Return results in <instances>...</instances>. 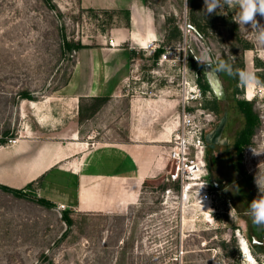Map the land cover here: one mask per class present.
Instances as JSON below:
<instances>
[{
  "label": "rangeland",
  "instance_id": "obj_1",
  "mask_svg": "<svg viewBox=\"0 0 264 264\" xmlns=\"http://www.w3.org/2000/svg\"><path fill=\"white\" fill-rule=\"evenodd\" d=\"M234 18L232 9L206 13L205 0H187L175 16L156 21L153 44H133L131 75L125 77L127 65L117 62L122 72L114 90L97 100L82 84L77 95L65 84L75 69L80 80L86 75L85 57L104 53L102 43L122 26L124 14L81 8L70 0H0V146L31 135L26 129L34 125L33 113L40 121V109H54L64 133L71 130L72 114L79 119L86 146L89 135L164 133L158 144L165 160L163 171L145 180L125 212L42 203L40 178L20 186L24 194L0 187V264H264V230L246 214L260 195L256 180L264 185V43L250 24L239 26ZM256 19L264 27V17ZM220 61L254 74L259 83L242 85L238 76L218 70ZM238 99L250 101L257 118L239 158L249 193L213 196L204 179L203 139L225 115L221 135L234 159L233 144L245 123ZM96 105L97 114L89 116ZM215 150L224 148L219 144Z\"/></svg>",
  "mask_w": 264,
  "mask_h": 264
},
{
  "label": "crops",
  "instance_id": "obj_2",
  "mask_svg": "<svg viewBox=\"0 0 264 264\" xmlns=\"http://www.w3.org/2000/svg\"><path fill=\"white\" fill-rule=\"evenodd\" d=\"M70 1L85 9L129 12V24L124 22L112 29L109 41L102 43L104 53L85 57L86 75L80 80L75 69L65 84L76 95L82 84L89 95L98 97L114 90L122 72L116 63L127 65L132 60L133 44H153L158 28L156 21L164 22L167 16H175L187 0ZM125 44L127 47L119 55L113 54V50ZM125 67L124 76H130L128 65ZM44 110H39L43 121H38L33 113L34 125L26 129L31 135L21 136L26 139L24 143L19 138L12 147L0 146V168L6 167L0 171V184L19 189L40 178L41 197L54 204L76 211L125 212L145 180L157 176L165 167L163 150L158 144L164 133L146 134L145 130L134 129L131 136L124 138H110L103 133L89 135L86 146L80 141L78 118L74 119L72 114L71 130L64 133L58 128L55 110ZM96 110L89 116H95ZM77 111L78 107L76 114ZM74 120L76 128H73ZM37 133L41 136H36ZM12 157L27 160L25 164H10Z\"/></svg>",
  "mask_w": 264,
  "mask_h": 264
},
{
  "label": "flooded vegetation",
  "instance_id": "obj_3",
  "mask_svg": "<svg viewBox=\"0 0 264 264\" xmlns=\"http://www.w3.org/2000/svg\"><path fill=\"white\" fill-rule=\"evenodd\" d=\"M220 122L203 139L205 150H203L202 161L206 166L205 182L211 188L210 191H213V196L222 195L226 197V190L230 194L247 195L249 193V185L240 164L238 151H235L236 154L233 159L228 149L229 141L221 135L223 126L219 127ZM219 144L224 150L216 152L215 149ZM228 199H232V197H228Z\"/></svg>",
  "mask_w": 264,
  "mask_h": 264
},
{
  "label": "clouds",
  "instance_id": "obj_4",
  "mask_svg": "<svg viewBox=\"0 0 264 264\" xmlns=\"http://www.w3.org/2000/svg\"><path fill=\"white\" fill-rule=\"evenodd\" d=\"M209 3L210 0H205L206 13H213L217 8L220 10L224 8L232 9L235 17L234 21L243 27L250 24L256 34V39L264 43V27L260 26L256 19L258 14L264 17V0H211V7H208ZM218 70H224L229 75L238 76L244 86L259 83L254 74L241 69L233 70L232 66L225 61H220ZM256 184L260 195L249 203L246 214L255 227L264 230V185L257 180Z\"/></svg>",
  "mask_w": 264,
  "mask_h": 264
},
{
  "label": "trees",
  "instance_id": "obj_5",
  "mask_svg": "<svg viewBox=\"0 0 264 264\" xmlns=\"http://www.w3.org/2000/svg\"><path fill=\"white\" fill-rule=\"evenodd\" d=\"M121 13L124 14L125 16V24H129V12L128 11H121ZM174 32L177 36H180V31L179 29L175 26L174 27ZM64 47L66 48H70V44L68 43H64ZM160 51L157 50L156 51V55H158ZM191 66L195 65V63L193 61H191L190 63ZM199 70H197V74H199ZM201 75V73H200ZM201 77L198 76L197 77V81L199 82V86L201 87V90L204 92L207 88L206 86L202 85V83L200 82V79ZM26 96V95H24ZM103 98L105 97H94V99H97V100H102ZM237 105H240L239 106V110L243 113V115L245 116V123L243 125V127L239 130L236 138H235V141H234V147L237 149L238 151V154H239V158L241 157V152H242V149L244 147V145H246L248 142H249V138H250V134L252 133L253 131V128L254 126L257 124V118H256V115L251 111V108H250V105H252V103L248 100H244V99H238L237 100ZM97 107H99V105H96V107L93 108L91 114L97 109ZM31 183H28L26 186H29ZM0 187L4 190H8V191H11L13 192L14 194H24L25 192L23 191L24 188H12V187H9V186H6V185H3V184H0ZM40 202L42 203H46L48 205H51L54 203L50 202L49 200L45 199V198H39L38 199ZM65 220L67 222H70V219H68L67 216H64Z\"/></svg>",
  "mask_w": 264,
  "mask_h": 264
},
{
  "label": "built area",
  "instance_id": "obj_6",
  "mask_svg": "<svg viewBox=\"0 0 264 264\" xmlns=\"http://www.w3.org/2000/svg\"><path fill=\"white\" fill-rule=\"evenodd\" d=\"M185 26H186L187 28H189V29L191 28V27H190V24H185ZM184 148H185V145L182 143V149L179 151V154L181 153V158H182V160L185 158V155H186V153H185V151H184ZM179 154H177V153H173V156L176 157L177 159H179ZM185 161H186V159H184L182 163L185 164V163H186ZM185 165H186V164H185ZM178 170H179V169H177V171L171 175L172 179H177V177H178Z\"/></svg>",
  "mask_w": 264,
  "mask_h": 264
},
{
  "label": "bare ground",
  "instance_id": "obj_7",
  "mask_svg": "<svg viewBox=\"0 0 264 264\" xmlns=\"http://www.w3.org/2000/svg\"><path fill=\"white\" fill-rule=\"evenodd\" d=\"M185 189H186V188H185ZM240 245H241L242 251H243L247 256H249V259H251V258H250V253H249V251H248V248H247V246H246L244 240H242V241L240 242Z\"/></svg>",
  "mask_w": 264,
  "mask_h": 264
},
{
  "label": "water",
  "instance_id": "obj_8",
  "mask_svg": "<svg viewBox=\"0 0 264 264\" xmlns=\"http://www.w3.org/2000/svg\"><path fill=\"white\" fill-rule=\"evenodd\" d=\"M190 27H191V25H190ZM191 28H192V27H191ZM225 120H226V116L224 115V116L222 117V119H221V122H220L219 127H222V126H223Z\"/></svg>",
  "mask_w": 264,
  "mask_h": 264
}]
</instances>
